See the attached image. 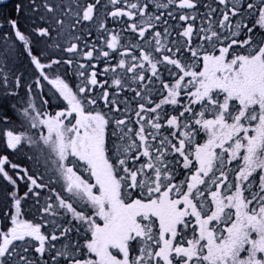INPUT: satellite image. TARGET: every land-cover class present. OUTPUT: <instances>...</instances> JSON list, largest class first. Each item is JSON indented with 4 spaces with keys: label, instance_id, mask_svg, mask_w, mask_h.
<instances>
[{
    "label": "snow or ice",
    "instance_id": "snow-or-ice-1",
    "mask_svg": "<svg viewBox=\"0 0 264 264\" xmlns=\"http://www.w3.org/2000/svg\"><path fill=\"white\" fill-rule=\"evenodd\" d=\"M0 264H264V0L0 10Z\"/></svg>",
    "mask_w": 264,
    "mask_h": 264
},
{
    "label": "flooded vegetation",
    "instance_id": "flooded-vegetation-1",
    "mask_svg": "<svg viewBox=\"0 0 264 264\" xmlns=\"http://www.w3.org/2000/svg\"><path fill=\"white\" fill-rule=\"evenodd\" d=\"M11 5H12V3H11L10 0H9L8 2H5V3H3V4H0V10L4 9L5 6H6L7 8H10Z\"/></svg>",
    "mask_w": 264,
    "mask_h": 264
},
{
    "label": "trees",
    "instance_id": "trees-1",
    "mask_svg": "<svg viewBox=\"0 0 264 264\" xmlns=\"http://www.w3.org/2000/svg\"><path fill=\"white\" fill-rule=\"evenodd\" d=\"M15 2V0H11V3L13 4Z\"/></svg>",
    "mask_w": 264,
    "mask_h": 264
},
{
    "label": "water",
    "instance_id": "water-1",
    "mask_svg": "<svg viewBox=\"0 0 264 264\" xmlns=\"http://www.w3.org/2000/svg\"><path fill=\"white\" fill-rule=\"evenodd\" d=\"M6 1H8V0H2V3L6 2Z\"/></svg>",
    "mask_w": 264,
    "mask_h": 264
}]
</instances>
